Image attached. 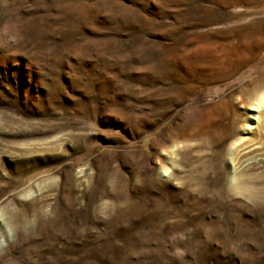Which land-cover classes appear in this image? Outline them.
I'll list each match as a JSON object with an SVG mask.
<instances>
[{"label":"rangeland","instance_id":"rangeland-1","mask_svg":"<svg viewBox=\"0 0 264 264\" xmlns=\"http://www.w3.org/2000/svg\"><path fill=\"white\" fill-rule=\"evenodd\" d=\"M0 264H264V0H0Z\"/></svg>","mask_w":264,"mask_h":264}]
</instances>
